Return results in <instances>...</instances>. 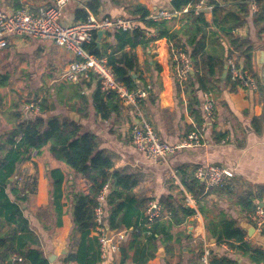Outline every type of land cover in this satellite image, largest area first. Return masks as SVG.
<instances>
[{
  "label": "crops",
  "instance_id": "crops-1",
  "mask_svg": "<svg viewBox=\"0 0 264 264\" xmlns=\"http://www.w3.org/2000/svg\"><path fill=\"white\" fill-rule=\"evenodd\" d=\"M90 1H68L62 8L61 22L70 24L80 21L77 19V10H88L87 5ZM98 1L99 16L125 17L136 21L139 26L141 22L135 13L139 6L148 11V18L152 20H154L152 16L160 11L170 13V18L157 20H166L169 31H179L183 25L191 21L190 17L185 16L189 8L173 11L171 0ZM240 1L226 2V8L230 9V6ZM52 3L53 0H0V7L9 11L28 5L31 9L37 10ZM212 9V6L205 4L200 10L204 19L210 24L204 37L205 50L211 55L220 54L227 58L220 75L215 69V78L218 79L216 88L208 91L215 100L216 123H209L202 109L203 93L206 91L193 95L195 99L197 98V104H194L192 109L188 108L189 96L185 94L184 88L177 91L173 57L175 47L171 51L170 47L176 43L185 46L186 37L178 34V37L172 39L170 43L166 37H162L150 42L148 46L137 45L132 48L137 56L138 74L143 79L137 83V86L142 88L143 85L146 86L144 89L147 95L141 104L143 113L159 137L168 143L178 144L190 127L200 128L202 123L205 125L200 145L177 149L168 157L167 162L152 161L131 144L128 134L129 124L137 122V118L130 107L121 105L119 101V109L111 111L105 118L96 112L92 96L98 83L94 77L77 84L62 78L68 64L77 59L69 50L55 45L51 40L28 36H6L8 44L0 48L9 55L8 62L0 61V74L9 76L0 89L7 87L13 76L8 65L15 68V76L21 75L24 68L28 70L32 68L29 72L36 74L35 70H39L38 67L41 65L48 81L45 87L41 80L32 83L35 92H42L39 96L35 95L38 96L35 98L37 100L20 103L14 102L12 98L7 104L4 101L3 111L0 113V137L15 125L17 121L15 112H19V120L33 118L40 112L35 115L25 113L24 106L33 103L40 108V102L45 99L44 117L61 115L71 119L70 115H73L80 124L82 132L95 135L99 149L104 150L112 158L111 173L127 170L138 176V183L130 191L128 198L132 196L136 202L142 198L146 199L147 207L150 199L158 200L162 195L171 194L170 183L176 184L177 193H181L184 203L186 196H192L194 203H185V205L195 211L186 218L185 223L171 229L173 236L177 233V229H186L191 233V238L183 241L182 245L175 244L176 254L181 256L180 264H196L195 254L198 245H202V253L205 249L209 251L208 264L210 251L215 252L218 257L228 250L226 245L216 246L215 239L207 237L206 218L198 210L195 197L186 191L179 180L181 167H186L185 175L190 177L196 167L208 163L231 168L234 177L226 185V190L212 192L206 196V208L209 209L206 217L216 222H222L226 217L236 219L238 225L246 231L247 240L254 247L264 250V236L255 228L246 229L243 223L252 225L253 223L248 219L249 214L246 218L238 204L240 196L243 195H247L254 205L261 203L259 194L263 195L262 201L264 200V36L259 39L250 14L242 18L241 23L233 29V34L255 44L256 48L251 52V61L256 74L254 79L257 82L255 90L241 85H236L234 89L227 62L229 59H235L242 68L243 60L238 57V51L231 46L230 36L212 25ZM212 30L216 33L214 34ZM114 32L115 30L104 32L100 46L103 42L115 45ZM145 34L146 37L154 35V29H147ZM130 49L129 45L125 46L126 51ZM156 64L160 67V73L154 68ZM225 70L226 73L223 75ZM227 76L230 77L226 79ZM133 78H136V75ZM16 90L19 92V89ZM86 102H88L87 106ZM16 103H19L18 109L15 107ZM58 170L63 179L59 191L56 192L55 177L50 172ZM112 179L111 177V182ZM89 185L81 175L55 159L48 145L40 150H33L29 157L16 163L9 184L5 188L10 201L17 206L13 218L19 222L15 220L8 222L5 216H1L0 236L4 237L8 228H15L17 236L28 235V231L23 228L28 229L36 242L31 244L29 249L41 251L48 264H138L135 259L137 244L129 251L128 258L121 262L120 251L101 254L98 236L93 229L89 232L83 261L68 258L69 255L77 252L80 243L79 233H73L71 217L73 195L78 192L88 194ZM1 187L3 186L0 184ZM56 194L59 195V200L55 202ZM20 195L26 199L20 200ZM128 198L125 200L126 203L130 201ZM123 228L125 227L119 229ZM157 243L155 256L148 258L143 264H165L164 246L160 241ZM14 247H17V242L14 243ZM201 255L198 264H201ZM49 256L52 260L48 259ZM238 256L242 261L250 262L247 257L241 254L236 255ZM10 259L20 260L16 256Z\"/></svg>",
  "mask_w": 264,
  "mask_h": 264
},
{
  "label": "trees",
  "instance_id": "trees-1",
  "mask_svg": "<svg viewBox=\"0 0 264 264\" xmlns=\"http://www.w3.org/2000/svg\"><path fill=\"white\" fill-rule=\"evenodd\" d=\"M198 1L171 0L173 11L189 8L185 16L190 17L191 21L183 25L179 31H169L166 20L157 21L148 18V11L139 6L135 12L141 22L139 28L132 31L115 30V45L103 42L101 46H97L93 40L86 46V49L96 57L105 58L114 72L115 79L124 83L128 88L134 89L137 83L143 79L138 74L137 56L132 48L137 45L148 46L150 42L162 37H166L169 43L172 39L177 38L178 34L186 37L185 46L176 43L170 47V51L173 47H181L193 66L187 82L175 81L177 91H181L183 87L185 94L189 96L187 105L189 109H192L194 104H197V98L195 99L193 95H197L198 92L213 91L216 88L218 79L215 78V69L220 75L227 59L220 54L211 55L205 50L204 37L210 24L204 19L202 11L198 13L194 11V6ZM229 1L233 0H206L205 4L213 7L211 23L221 32L230 36L231 46L238 51V57L243 60L242 69L256 78L251 61V52L256 48L255 44L233 34V29L241 23L242 18L250 14L257 34H259V39L263 37L264 0H255L257 5L255 12L251 11L249 0H241L240 3H236L227 9L225 3ZM98 6V0H91L87 5L88 10H77V19L85 20L88 11L97 14ZM151 28L154 29L155 34L146 37L145 31ZM212 32L216 33L215 30ZM126 45H129L131 49L126 51ZM154 68L160 73V67L157 64ZM132 72L136 78L132 77ZM229 77L227 76L226 79ZM8 78V75L0 74V87ZM236 85H238V81L232 80L234 89ZM144 87L146 89L145 85H143ZM92 103L96 112H99L104 118L111 111L119 109V99L116 93L102 91L98 84L93 92ZM18 104L16 103L15 106L17 109ZM87 105L88 102H86ZM3 106L4 97L0 93V113L3 111ZM44 108L45 99L40 102V114L28 120H19V112H15L17 120L15 125L4 136L0 137V184L3 186L0 188V217L5 216L8 222L10 220L19 222L13 218L17 206L10 201L8 193L5 192L6 185L9 184V178L16 163L29 157L33 150H40L48 145L49 151L55 159L66 164L90 184L88 194L78 192L73 195L71 207L73 233H79L80 243L76 255L71 254L68 258L83 261L89 232L95 228L94 208L97 205V196L103 186L107 185L104 224L110 230L119 229L122 226L128 229L124 243L120 248L121 262L128 258L129 251L137 244L135 259L138 264H143L148 258L155 256L157 242L160 241L165 249L163 258L165 264H180L181 256L176 254L175 244L182 245L183 241L191 238V233L186 229H177V233L173 236L171 229L185 223L186 218L195 211L185 205L181 193H177V185L171 182L169 186L171 194L162 195L158 198V202L163 207L161 216L155 219L149 228L139 227L136 231L147 202L143 198L139 202H136L132 196L128 198L130 191L138 183V176L127 170L111 173L112 158L104 150L99 149L93 133L82 132L80 124L68 117L61 115L44 117ZM194 128L190 127L189 131ZM50 174L55 177V190L58 192L63 177L59 170L51 171ZM185 174L186 167H181L179 180L186 191L195 197L198 210L206 218L207 237L214 238L216 246L226 245L228 248L218 257H216L215 252L210 251L209 264H239L236 260L237 254L247 257L252 264H263L264 250L254 247L247 240L246 231L238 225L236 219L226 217L222 222H216L206 217V212L209 210L206 208V196L212 192L224 191L227 186L207 188L204 182ZM111 177L113 178L112 182ZM127 198L130 199L128 203L125 201ZM258 198L262 202L263 195L259 194ZM25 199L26 197L20 195V200L24 201ZM54 199L55 202L58 201L59 195L56 194ZM238 204L246 218L248 214L255 211L256 204L254 205L247 195L240 196ZM248 219L250 220L249 217ZM23 229L28 231V235L17 236L15 228H8L6 235L0 236V264H48L41 251L29 249L31 244L36 242L30 231L26 228ZM259 233L264 236V226ZM15 242H17L16 248L14 247ZM197 248L196 264L200 262L202 245H198ZM12 256H16L20 260L10 259Z\"/></svg>",
  "mask_w": 264,
  "mask_h": 264
},
{
  "label": "built area",
  "instance_id": "built-area-1",
  "mask_svg": "<svg viewBox=\"0 0 264 264\" xmlns=\"http://www.w3.org/2000/svg\"><path fill=\"white\" fill-rule=\"evenodd\" d=\"M68 1L70 0H53L51 5L39 7L37 10L31 9L28 5L9 11L0 7V48L7 46L6 36H28L51 40L55 45L69 50L77 59L68 64L62 78L70 83H79L81 80L94 77L100 90L115 92L121 105L130 107L137 118V122L129 124L128 134L131 144L152 161L167 162L168 157L177 149L200 145L205 128L203 123L200 128L195 127L189 131L178 144L162 140L143 113L141 104L147 95L146 90L140 86L130 89L124 83L117 81L106 59L96 57L87 51L86 46L93 40L95 41L97 31L101 30L103 33L118 29L132 31L139 28L138 23L125 17L99 16L88 11L85 20L63 24L60 20L62 8ZM249 3L251 11L255 12L257 10L256 1L249 0ZM204 5L205 0H199L194 6V11L198 13ZM152 17L158 20L168 19L171 16L167 11H160ZM173 57L177 80L187 82L192 71L187 54L181 47H175ZM227 63L232 78L238 81V85L253 90L257 88L256 80L246 70L239 67L235 59H229ZM202 109L207 121L212 124L216 123L215 100L208 91L203 93ZM24 112L35 115L40 112L39 105L28 103L24 106ZM192 177L204 182L207 188H222L233 179L234 172L229 167L208 163L196 167L192 171ZM106 190L107 185H104L97 196V205L94 208L95 228L93 230L97 233L102 255L119 252L128 233L127 228L114 229L107 238L109 228L104 224ZM185 203L193 204L192 196H186ZM162 212L163 207L158 200L150 199L136 231L139 227L149 228ZM248 217L255 230L260 232L264 226V200L256 204L255 211ZM208 256L209 251L205 249L201 255V264H208Z\"/></svg>",
  "mask_w": 264,
  "mask_h": 264
},
{
  "label": "rangeland",
  "instance_id": "rangeland-1",
  "mask_svg": "<svg viewBox=\"0 0 264 264\" xmlns=\"http://www.w3.org/2000/svg\"><path fill=\"white\" fill-rule=\"evenodd\" d=\"M4 54H5V56H4ZM8 59H9V55L6 54V51L0 50V61L8 62L9 61ZM38 68H39V70H35L36 74L33 72L30 73L32 71V68H30L29 70L27 68H24L23 71L21 72L22 73L21 75L15 76L14 75L15 68H13L11 65H8V69H10L9 71L11 73H13V76L11 77L9 85L3 89H0V93L4 96V101L6 104L9 103L12 98H13L14 102H20V103H22V102L25 103V102H29L32 100H37L35 98H38V96L41 95L42 92L41 93L35 92L33 90L34 84H32V83L35 80H36V82L41 80L45 84L44 87L48 83L45 72H42L41 65H39ZM16 70H17V67H16ZM36 78H38V79H36ZM16 89H19V92ZM35 95H38V96L35 97ZM48 100L50 101L51 99L49 98Z\"/></svg>",
  "mask_w": 264,
  "mask_h": 264
},
{
  "label": "water",
  "instance_id": "water-1",
  "mask_svg": "<svg viewBox=\"0 0 264 264\" xmlns=\"http://www.w3.org/2000/svg\"><path fill=\"white\" fill-rule=\"evenodd\" d=\"M103 31L99 30L96 32V45L97 46H100V41L103 37ZM262 55V53H261ZM262 60V59H261ZM226 73V70L223 72V75ZM132 76L135 77V74L132 72ZM71 116V119L76 122V118L73 117V115H70ZM244 226H246V229H251V230H254V226L250 223H243ZM112 230L108 229L107 230V238H109L110 234H111ZM248 235H250L249 231H248ZM49 260H52L51 256L48 257ZM236 260L238 261L239 264H251L250 262H246V261H242V259L238 256L236 257Z\"/></svg>",
  "mask_w": 264,
  "mask_h": 264
}]
</instances>
